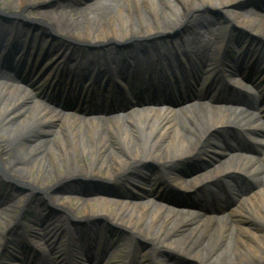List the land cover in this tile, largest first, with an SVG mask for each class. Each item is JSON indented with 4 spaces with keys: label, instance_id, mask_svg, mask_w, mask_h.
<instances>
[{
    "label": "bare ground",
    "instance_id": "obj_1",
    "mask_svg": "<svg viewBox=\"0 0 264 264\" xmlns=\"http://www.w3.org/2000/svg\"><path fill=\"white\" fill-rule=\"evenodd\" d=\"M164 1L166 2L165 4H168L169 6L174 4L170 0ZM222 1H224V3H230L231 0ZM48 2L49 0H17L18 4L16 6L15 15H19V11L24 12L26 10V5L30 3L33 4V7H37L38 10L47 9L49 7H45V5H47ZM121 2H126L128 12L132 10L136 14H140L141 7L144 8L145 12H151L154 14L153 16H157L159 12V6L155 3V0H121ZM180 2L183 9H201L214 6L212 0H180ZM98 3L100 4V0H95L86 5L84 8L89 10L88 12L78 11L76 13L73 12V9H69V12L61 11L55 21L49 19L50 22H47L46 25L48 29L51 30H54V28L57 30H71L76 28V30L78 29L82 31V37L70 36V41H82L85 43L87 42V39L89 40L90 38L87 33H93L91 31L93 28L91 21L93 17H95V15H93L95 9L90 7L97 6L99 5ZM123 3L119 4L113 14L109 13V16L106 14L107 18L105 23L100 24V26L93 31L97 32L99 35H103V38L108 41L116 38V41L122 42L127 40L125 38L130 37L143 39L146 34L147 38L145 37V39H151V37H148V35H151L149 32H135L131 34L132 36H129L128 34L126 36H118V38L115 37L116 31L114 30L112 23L115 20L125 22L131 20L129 15L128 17L123 15ZM236 6L237 5L233 6V8L236 9ZM173 8L179 7L178 5H175ZM99 11L102 12L101 9ZM22 15L26 20L37 21V19H39V12L37 13L35 9L24 12ZM97 15L102 16L99 12ZM238 15H240L241 19L247 23L249 29L259 27L264 30V14L252 12L245 14L238 13ZM175 19L177 23L179 18L175 17ZM83 21H86V28L82 25ZM144 22L146 25H151L147 20H144ZM131 24L132 22H129V28H131ZM6 30L7 29H4L2 32H5ZM12 31L13 33H11L9 37L14 40L20 38L24 40H35L32 43V48H34L37 42L40 41L39 38L43 36L38 33L33 35L29 32L21 33L19 29ZM202 32L203 31L198 30L195 34L200 35ZM113 34L115 35L113 36ZM94 40H97V38H94ZM6 41L7 43H4V49L5 47L7 48L9 44V41ZM195 43L197 44L195 48L200 50L213 47V53L214 50L219 51V45H221L219 38H217L214 43V41H210L205 37H198ZM74 45L79 44L74 43ZM181 49L184 50L183 48ZM198 52L203 56V53L206 51ZM6 54L7 53H5V55ZM110 54L112 55L109 59V63L121 59L120 57H116L113 52ZM247 54V56L243 57L242 61L248 65V63L250 64L254 61V52L252 50L247 52ZM10 56V58H14V60L20 58L16 53H12ZM44 56L55 58L56 61L58 60L57 67L54 66L45 70L49 75L53 72L56 74L57 69H61V65L68 63H75L73 66H76V68L79 64V66L85 70L86 79H89V77L87 78V74H91L90 76H92L95 73L96 79H98L97 83L99 84L103 82L101 77L108 73L106 69L97 72L92 70L91 73L89 70L90 67H92V64L79 63V57L76 53L71 54V57L69 58L65 52H53V50H49L47 51V55ZM165 59L168 64V69L176 67L174 60H169L167 57ZM200 60V62H194L190 69L179 70L182 67L178 66L176 67L178 69L176 72L187 75L197 72L198 78L202 80L204 76L212 70L214 63H211L210 59ZM152 61L158 63V60L153 59ZM150 64L151 60L146 59L140 67L130 65L131 67L126 69L125 67L118 68L113 72V75H119V78L121 75L128 76L130 70L133 71L131 74L135 73L137 75H142L143 73L141 72H135L136 68L138 70L141 68V70L144 69V71H146L148 68H153L150 67ZM44 66L47 65L45 64ZM260 66H263L261 62ZM214 68L216 69V67ZM220 71H215L212 81L208 85V89L203 91V93L205 92L204 95L206 97L211 96L215 92V88L219 91V87H221L218 85L220 81L219 74L227 78L239 77L238 79L239 82H241V87L245 90H247V86L242 80L246 78L252 80L251 77H247V74L244 71H240L234 67V65L231 71H226V73H221ZM61 73L64 74L62 69ZM69 73L70 74L66 73L69 78H77V80L80 81L85 79L84 75L81 72L79 73V70L74 73L69 71ZM262 75V81H264V72ZM45 77L49 76L46 73H43L40 76V78ZM6 79L7 80L4 83L0 84V122H2L4 118L8 120L9 124L10 122L16 121V123L12 124H14V126L23 127L21 130L23 133L30 130H43L50 133L49 135H54L51 141L56 143V145L47 140L38 142L32 149L34 151L32 155L33 160L39 159L38 170L44 168L40 161V158H42L40 157V154L42 152H50L59 161L61 167V171L58 172L53 166V173L55 174L58 172L55 174L56 176H53V179L55 178L57 181L59 177L67 178L69 176H74L75 178L81 179L92 177V180H96L100 184L105 185L107 182H113L115 184L122 178L120 183L125 184L127 187L126 191L118 194L102 191L95 197H74V201L76 200L74 206L78 207L75 210H79L83 215H89L90 217L94 216V221L104 220L106 223L112 224L125 231V235H127L126 238H123L124 240L121 239L123 241L118 240L116 243H113V240H110L109 243L105 240L104 234L100 232V227H96L92 232L89 230V232L84 234L86 236L85 240L82 235L77 237L76 240H71L72 243L76 244L74 251L72 250L76 259H79V261L94 259V263H96V261L100 262L102 257H107L106 260L114 258L116 251H124V258L122 261H113L110 264H125L128 258H130V263L137 258L136 256L139 254V251H143V249H141L142 244H140L142 242L144 245L150 247L154 245L153 247L157 246V248H159V246L162 245V248H167V251H171L169 248L179 247L186 253H182L184 256L187 254L190 255L191 260H184L186 261L185 264H264V234H251L252 236H250L244 229L239 228V223L236 221L239 217L247 219L258 218L260 223H264L262 220L264 218V155L255 158L254 155L246 152L238 153V150L233 149L234 153L230 154L229 157L235 158V161H230V159L223 160L218 163L212 171H204L190 178L189 186L187 188L193 190V193H195L196 202L178 203L174 201L173 203H175V205H166L164 203V205H158L157 201H154H164V196L159 190H156L158 185L164 184L165 186H169L176 183H180L181 185L182 183L181 186H183L186 182L184 178V175L188 174L186 170L183 171L184 175L181 173H172L169 175L161 172V170L167 165V161L174 160L178 157L183 158L184 154L192 155L198 152L204 144L205 138L214 130L225 131L234 127H240V125L237 124L243 122L238 119L240 117L227 115V113L233 114L235 112L232 110L233 108H228V110L227 108L222 109L223 107L216 108V103L212 102L213 106L210 105V107L205 110V108H203L204 106H201L202 104L198 102L197 108H185L178 113L181 117H173L171 115L174 114L175 116V111H170L169 107L162 106L158 109H136L134 108L135 106H132L134 109L128 111L126 117H117L118 119L114 117L109 118L106 121L104 120L105 118L101 116L90 117L85 120L72 119L75 123L78 121L85 123L84 126L81 124H78L79 126H77L74 122H69L68 117V122L65 118H62L60 123L59 118L57 117L58 115L40 103L33 102L35 103L33 106H27L23 102L28 99V92L19 87L16 84V79L12 76H7ZM153 80H157V77H154ZM185 80V78L180 79V83L185 82ZM74 83L78 84L77 82ZM106 83H112V78L107 79ZM64 84L66 85L67 83L65 82ZM226 85L227 84L222 87L225 91H219L216 93L214 98L220 99L215 101L223 102L222 104H224V101L230 98V94L228 93L232 89H227L228 85ZM180 88L181 90L179 92L183 94L186 89H183V86ZM198 92L199 91L195 92V94H197L193 97L203 98L204 96L201 90V93ZM246 93H243L244 98L248 102L252 101V103H254V100H252L253 98ZM260 100H262V106H260V109L264 110L263 94L260 95L259 101ZM194 101L196 102V100ZM185 107H187V105ZM210 111H213L214 115L213 113H210ZM245 113V111H240L239 115L244 117ZM182 117L184 118L181 120V122H183V132L177 125L179 119ZM124 118H126L127 121L134 122L129 131L132 132L131 135H133V131H135L138 138L141 139L140 147H136L135 149L129 148L131 142H133V138L126 135L127 131L124 132L125 136H122L123 132L118 121ZM127 121L125 120V122ZM58 122L60 123L59 127L55 128L56 123ZM104 123H108L110 126H106ZM255 123L256 119H251L249 122L243 123L241 127L242 129L240 133H238L237 138L248 139L254 141L255 144L261 142L262 144L260 145L264 151V143L262 142L263 132L259 128L261 125L259 126ZM4 125H6L7 128L0 129V143H3V146L0 148V153L7 145L9 147V145L14 142L16 143V149L21 152V150L24 149L22 148L23 143L18 141L21 134L18 132H9V126L7 124ZM109 137L120 142V145H117L115 149L118 153L108 149L107 140ZM229 138L233 139L235 142L237 141V138L235 139L230 136ZM153 139L155 140L151 141ZM158 143L165 144L164 151L159 147ZM213 148L214 153L217 156L223 155L224 148L222 145L215 144L213 145ZM189 150L192 152L190 153ZM55 155H57V157ZM85 157L88 158L85 160ZM142 160L153 161L159 171L158 169H155L154 172H158L151 176L142 174L140 172L142 168ZM258 162L262 163L258 164ZM33 166L34 163L28 167L33 168ZM100 173H102V175ZM240 173L247 175L253 184H256L257 186L259 185L257 194L249 196L248 194L244 195L242 194V191L244 190L241 186L235 187L229 182V180H227L232 178L233 175ZM29 182L39 183L36 180L35 182ZM230 191L236 192V195L240 197L238 198V203L240 205L236 209L232 208V204L235 200L230 196ZM110 196H113L114 198H110ZM147 196H150V202H148L147 199L141 200ZM60 197H52L50 201L57 202V206H65L68 211L72 212L73 207H71V205L69 206V204H71L69 203V200H67L68 203H63L62 198L65 196H62V198ZM22 202L23 199L19 201V204ZM152 203H154L155 206H152ZM95 206L98 210H95ZM194 207H199L203 213H193L192 209ZM230 207L231 209L228 216H225L224 214L221 215L222 218H219V216H212V210L219 209L220 211L226 212L225 210ZM235 214H238L239 217H234ZM80 216L82 215L75 214V211L72 215L75 219H78ZM4 217H7V215L4 211L0 210L1 225L6 224V221L8 220H5ZM221 219H224L223 223ZM31 226L36 229L25 230L27 233L26 235L30 237V241H36L41 246L42 244L40 240L46 238V235L51 231L56 230V224L54 221H48L44 224L35 221ZM78 231L84 233L81 230ZM43 233L46 235L42 236ZM207 233H209L210 236L206 235ZM34 235H38L40 240H35ZM178 235H181V238L185 241L181 245H178ZM247 235L252 241L245 239ZM211 236L214 237L212 238ZM85 242L89 245L87 246ZM51 250L64 259L65 254L61 244H52ZM65 250L68 255L71 253L69 246H67ZM93 251L98 254L96 259L91 256ZM174 251L177 256L181 257V255H179L181 251ZM179 257H173L172 260H166V263L157 260L154 261V264H180L179 262L181 261V258ZM182 259L184 258L182 257ZM79 261L78 264H80Z\"/></svg>",
    "mask_w": 264,
    "mask_h": 264
},
{
    "label": "rangeland",
    "instance_id": "obj_2",
    "mask_svg": "<svg viewBox=\"0 0 264 264\" xmlns=\"http://www.w3.org/2000/svg\"><path fill=\"white\" fill-rule=\"evenodd\" d=\"M95 0H49V2L47 3V5H45V7H49L47 9L44 10H38L37 7H34L33 9H35V11H37V13L39 12V18L45 20L46 22H50L49 19L52 20H56L57 16L59 13H61V11H66L69 12L71 9H73V12H78V11H85L88 12L89 10H86V8H84L86 5L92 3ZM171 2H173L174 4L169 6L168 4H165L166 2L164 0H155V3L159 6V12L157 14V16H153L154 14H152L151 12H145L144 8L141 7L140 8V14H136L134 11H129L128 12V8L126 7V2L123 3L121 2V0H100V4L94 7H90V8H94L95 12L93 13V15H95V17H93L92 19V23L93 24V28H92V32L93 33H87L88 38L90 41H102L104 40L103 35H99L97 32H94L93 30H95L96 28H98L100 26V24L105 23L106 21V14L109 13L113 14V12L118 8L119 4L123 3V8H124V12L123 15L130 16V21H117L115 20L112 24L114 27V30L116 31V35L113 34V36L115 35V37H120L122 35L126 36L129 34V36H132V33L135 32H141V33H145V32H149L151 35H164L165 37H168L167 39L171 38V36L173 35L172 33H178L180 28L183 29L185 31V28L187 29H192L195 27H201L203 29L209 28L208 30L212 33V34H217L219 33L218 36L222 35V32L225 29H228V27L230 26V24H228V22H233V25L238 26L240 23H244L246 24V22L243 20H241L240 15H238V13H258V11L256 10V7L259 8H264L261 7L264 5V0H259V1H255V4L253 6V3H250V1H248L245 4H241V8H233V6L237 3L242 2L241 0H236L233 1L231 0L230 3H224V1L222 0H212V2L214 3L213 7H209L207 8L203 13H199L197 10L199 9H183V7L181 6V2L180 0H170ZM47 2V1H46ZM169 2V1H168ZM17 0H0V8L4 11V12H9L12 11L13 8H16L17 6ZM170 4V2H169ZM28 5H32V3L28 4ZM175 5L179 8H173L175 7ZM256 8V9H255ZM70 9V10H69ZM102 10L99 11V10ZM101 13L102 16L97 15V13ZM216 16H213L212 14H214ZM236 13V14H235ZM33 15V14H32ZM36 16V13H35ZM54 17V18H53ZM175 17L179 18V23L177 21L176 23V19ZM128 20V19H125ZM144 20H147L151 23V25H146V23L144 22ZM125 22V23H124ZM129 22H132L131 24V28H129ZM226 22V23H224ZM237 24H236V23ZM6 24H3V26H5ZM82 25L84 28H86V21L82 22ZM18 26V25H17ZM16 26V27H17ZM240 28L244 30L245 27L239 25ZM8 27V26H7ZM19 27L22 30L26 31L25 27H22L21 25H19ZM60 31V30H58ZM63 35L65 36H78L81 37V33L82 31L80 30H76V28L71 29V30H62L61 29ZM214 31V32H213ZM44 32V31H43ZM164 32V33H161ZM224 32V33H225ZM86 35V36H87ZM147 36V34L145 35ZM150 36V35H149ZM94 38H97V40H94ZM133 38V37H130ZM135 39V38H134ZM166 39V40H167ZM136 41V40H135ZM57 44H59V41L57 42ZM110 47L107 48V52L109 50H111V48L113 47L112 45L108 46ZM232 55V54H231ZM234 56V55H232ZM264 56V55H263ZM35 69L37 68L34 67ZM250 67H248L246 70L250 71ZM252 69V68H251ZM48 80L49 78H46L44 80V85L48 86ZM208 82V81H207ZM206 84V82H205ZM97 98V97H96ZM86 100H90L88 97L85 98ZM28 100H31V98H28ZM26 102L29 103V101H24L23 103L26 104ZM27 106H32L31 104H26ZM206 109V108H205ZM184 118H180L177 125L179 127V129L183 132L182 129V124L183 122H181V120H183ZM0 129H5L7 128L6 125L7 124L8 127V131L9 132H18L21 134V138L19 137L18 141H21L22 144V148H24L23 150H21V152L19 150L16 149V143H11V145H9V147L7 149H5L4 151L1 152L0 157H1V163H0V167L2 168V170L4 171V174L10 175L13 174L15 175V177L17 179H28L29 181H34L35 180L39 183H31L28 180H23L27 181L24 183H27L28 187L30 188H36V189H43V188H47L50 186H53L54 183H56V179H53V176L55 174H57L58 172L61 171V167H60V163L59 161L54 157V155L50 152H42L40 154V161L42 162V165L44 166L43 169L38 170V163H39V159L37 160H33L32 155L34 153V151L32 150L34 148V146L38 143V142H42V141H50L53 139L54 135H47L44 134V131H35L33 133H23L21 132L23 127H19V126H14V124L12 123H16V121L13 122H8V120L6 118H4L2 120V122H0ZM261 123V122H260ZM264 123V122H263ZM76 124V123H75ZM78 124H81L82 126L85 125V123L83 122H77V126H79ZM106 126H110V124L108 123H104ZM123 128L122 130V136H125L124 132H126L128 136H130L131 138H133V142H131V145L129 148L131 149H135L136 147H140L141 142L137 136V134L135 133V131H133V135H131V131L128 124L125 125H121ZM227 136V135H226ZM155 139L151 140L154 141ZM157 140V139H156ZM150 141V142H151ZM229 143V148H226L228 146H226L225 144H222L221 142V136H220V132L219 130L216 131H212L209 133V135L205 138L204 144L202 145V150L199 152L201 154L202 158H205L206 160H208L206 163V165H209V167H207L205 169V171H212V169L221 161L223 160H227L230 159V161H235V158H230L229 155L231 152H233V148L230 146V144L233 145L234 148H236V146H239L237 144H235L232 140L228 139L226 140ZM108 142V149L113 151V152H117L115 151L116 146L120 145V142H118V140L113 139V138H108L107 140ZM53 144L56 145V143L52 142ZM46 144V143H45ZM215 144H220L225 148V152L222 156H217V155H213L211 152L214 150L213 145ZM159 147L164 149V143H158ZM156 145V146H158ZM3 146V143H0V148ZM240 148L242 147L247 149L245 146H239ZM257 150V152H255V150ZM254 148L249 147V149L251 151L252 154L255 153L256 155H259L260 152V148L256 147L254 145ZM244 149V150H245ZM190 151V150H189ZM192 151H190L191 153ZM250 152V151H249ZM118 153V152H117ZM255 155V156H256ZM57 157V155H55ZM183 156L187 157L188 155L184 154ZM199 157V158H201ZM88 157H85V160ZM194 158V160H192ZM211 158V159H210ZM176 159H179L176 158ZM192 160V161H190ZM215 160V161H213ZM36 162V163H35ZM177 161H174V164H169L167 165L168 167V172L169 174L172 173L174 170L178 169L179 167H181V171L183 172L184 169V165L187 163H193L194 167H189V169L194 170V169H201L203 167L206 166H202L204 164H201V162H197L196 161V156L195 157H189L187 159L183 160V163L181 164H177ZM33 168H30L28 166L33 165ZM262 162H258V164H260ZM229 165V164H228ZM231 165V164H230ZM264 165V164H263ZM53 166L57 169L58 172H56L55 174L53 173ZM202 166V167H201ZM186 170L187 173H191L190 170ZM102 172V171H99ZM53 173V174H52ZM52 174V175H51ZM102 175V173H100ZM56 176V175H55ZM187 178V177H185ZM59 180H65V177H59ZM189 179H186L185 182V186H189ZM62 182H59V184H61ZM71 183V182H69ZM69 183H65V184H69ZM80 183V182H79ZM55 185V184H54ZM89 185V186H88ZM87 185V189L90 192H94L96 190V188H94L92 185L95 184H88ZM92 186V187H90ZM13 185H10L9 187H0V204L2 205V210L5 211H10L9 215H12L15 211L17 212L18 209L15 208L17 205L15 204L18 198L24 197L22 194H17V191H10L11 188H13ZM119 192V191H118ZM252 192L256 193L255 189L252 190ZM28 192H25V196L27 197ZM57 195H52L51 197H56ZM196 196L195 195H190V197H182L180 198V200L182 202H186L188 201H192L193 199H195ZM67 198H63L62 201L63 203L66 202ZM68 200V199H67ZM150 202V200L148 201ZM152 206H155L154 203H152ZM10 206H12L13 208H11ZM31 209L33 210V212H39L42 211L46 208H40L38 206V200L35 201L33 204H31ZM73 207V206H72ZM96 207V206H95ZM238 206H234L233 209H236ZM78 207H73V211H75L76 214H82L79 210H75ZM230 208H228L227 210H229ZM95 210H98V208L96 207ZM197 212H200L198 210H196ZM15 212V213H16ZM213 213H218L217 210H212ZM112 213V212H111ZM203 213V211L201 212ZM57 216V215H56ZM238 214H235L234 217H237ZM239 217V216H238ZM63 218V216H62ZM221 218V217H220ZM264 221V218L262 219ZM222 223L224 222V219L222 220ZM236 221L239 223V228L244 229L248 235L252 236L251 234H256V235H260V234H264V223H260V220H258V218H253V219H247V218H242L239 217L236 219ZM171 224V223H169ZM213 226V225H211ZM210 226V227H211ZM173 227V225H172ZM214 227V226H213ZM4 229V226L0 225V236L2 235V230ZM206 235L210 236L209 233H207ZM246 236L245 239H247L248 241H252V239L249 238V236ZM127 235L122 236V238L118 239L121 240L123 238H126ZM181 235H178V245L183 244L184 239L181 238ZM212 238L214 236H211ZM124 240V239H123ZM121 240V241H123ZM151 241V240H150ZM219 242V241H218ZM154 245H152L150 248H146L145 251H139V254L136 256L137 258L134 260V264H153V260H159L162 263H166V256L168 253L169 255L172 254H176V252L174 250H178L181 251V253H179V255H181L184 259H186L187 261L191 260L190 259V255H183L182 253H185L182 249H180L179 247H172L169 248L171 249V251H167V248H162V245L159 246V248L153 247ZM166 254V255H164ZM186 254V253H185ZM124 256V252H120L119 254H116V260H122ZM153 259V260H151ZM198 264V263H196Z\"/></svg>",
    "mask_w": 264,
    "mask_h": 264
},
{
    "label": "water",
    "instance_id": "obj_3",
    "mask_svg": "<svg viewBox=\"0 0 264 264\" xmlns=\"http://www.w3.org/2000/svg\"><path fill=\"white\" fill-rule=\"evenodd\" d=\"M1 17L4 20H6V21L15 20L16 19V15L13 14V13H2L1 14ZM23 19L26 20V18H23ZM146 169H158V167L154 163L149 162V163L146 164ZM149 172L152 173V170H150ZM79 187L81 188L83 186H79ZM64 191H67V192H76V191H78V188L77 187L72 188L71 186H68V187L65 188Z\"/></svg>",
    "mask_w": 264,
    "mask_h": 264
}]
</instances>
